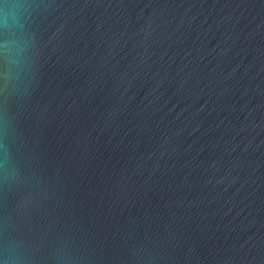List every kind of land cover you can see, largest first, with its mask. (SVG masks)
Instances as JSON below:
<instances>
[{"label":"water","instance_id":"95a60500","mask_svg":"<svg viewBox=\"0 0 264 264\" xmlns=\"http://www.w3.org/2000/svg\"><path fill=\"white\" fill-rule=\"evenodd\" d=\"M0 264H264V0H0Z\"/></svg>","mask_w":264,"mask_h":264}]
</instances>
